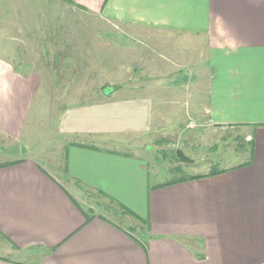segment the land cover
Returning a JSON list of instances; mask_svg holds the SVG:
<instances>
[{
	"label": "crops",
	"instance_id": "obj_1",
	"mask_svg": "<svg viewBox=\"0 0 264 264\" xmlns=\"http://www.w3.org/2000/svg\"><path fill=\"white\" fill-rule=\"evenodd\" d=\"M74 10L106 26L73 25ZM102 27L113 66L134 41L174 49L155 34L188 44L175 59L192 57L193 131L239 132L240 160L156 188L152 163L119 149L152 134L153 95H116L119 86L63 108L62 176L25 154L42 72L8 54L49 71L73 60V34L98 39ZM145 63L153 69L152 57ZM0 139V164L19 161L0 168V264H264V0H0Z\"/></svg>",
	"mask_w": 264,
	"mask_h": 264
},
{
	"label": "rangeland",
	"instance_id": "obj_2",
	"mask_svg": "<svg viewBox=\"0 0 264 264\" xmlns=\"http://www.w3.org/2000/svg\"><path fill=\"white\" fill-rule=\"evenodd\" d=\"M72 20L73 25L78 26H106L98 23L94 17L75 10ZM102 29L103 32H107L100 35L98 39L93 34L89 35V38L87 35L84 38L81 34H73V42L68 43L73 60L58 59L54 63L56 65L50 67L51 71H48L49 67L44 65H19L23 62L29 64L33 62L31 59L18 58L16 50H11L8 54L10 62L17 68L42 72V86L31 105L24 129L22 140L24 147H21V150L25 154L39 160L53 174L62 176L63 156L61 154L66 138L58 132V120L63 108L69 105L96 102L104 98L103 94L108 95L119 86L122 89L116 95L128 96L132 93L144 92L153 95L154 129L152 134L130 137L125 140L126 144L119 147L123 152L134 153L152 163L154 168L151 182L153 184L180 176L181 173L172 171L177 164L171 161L170 157L176 150H181L185 157L192 161V163L181 165L186 174L213 171L240 160L243 148L240 139L235 137H240L239 132H234L232 139L228 135L221 139L223 134L220 133L209 132L203 136V131H193L195 122L192 113L189 112L186 115L191 103V98L187 100V94L192 86V57L190 55L183 60V62L187 61L182 64L185 66L176 65L175 59L176 52L187 53L188 44L185 43L183 49L178 48L181 46L177 38L155 34L153 36L162 37L165 41L169 39L174 49L166 51L156 46V43L151 45L141 40H138V43L134 41L122 47L121 61L125 64L113 66L114 49L110 42L112 35L105 27ZM161 54L168 59L162 61L159 57ZM150 57L154 65L153 69L149 67V70L145 67V61ZM177 63L180 64V60H177ZM125 65H131L134 73ZM151 77L153 80H149ZM130 87H143V89L134 91L129 90ZM102 88L105 89L102 91ZM3 144L4 141L0 139V162L6 160L1 154Z\"/></svg>",
	"mask_w": 264,
	"mask_h": 264
},
{
	"label": "trees",
	"instance_id": "obj_3",
	"mask_svg": "<svg viewBox=\"0 0 264 264\" xmlns=\"http://www.w3.org/2000/svg\"><path fill=\"white\" fill-rule=\"evenodd\" d=\"M105 88H102V91L104 90ZM117 89V87H115L113 90ZM171 161L175 162L177 165L172 169V171L174 173H177V174H180L179 177H175L169 181H166L162 184H160L159 186H157L156 188H162V187H166V186H171V185H174V184H178V183H182V182H186V181H191V180H195V179H200V178H203L205 176H190V175H187L186 173H184L183 169L181 168V163L179 162V160L176 158L175 156V151L172 152L171 154ZM19 163V161L17 162H9V163H4V164H0V168H3V167H6V166H10V165H13V164H17ZM221 172L223 171H220L218 169L216 170H213L211 171L207 176H214V175H217V174H220ZM122 212H125L123 209H122ZM85 219H86V223L87 222H90L92 217L88 216L86 217L85 216Z\"/></svg>",
	"mask_w": 264,
	"mask_h": 264
},
{
	"label": "water",
	"instance_id": "obj_4",
	"mask_svg": "<svg viewBox=\"0 0 264 264\" xmlns=\"http://www.w3.org/2000/svg\"><path fill=\"white\" fill-rule=\"evenodd\" d=\"M175 156L181 164L192 163V161H190L187 157H185V155L183 154L181 150H176Z\"/></svg>",
	"mask_w": 264,
	"mask_h": 264
},
{
	"label": "built area",
	"instance_id": "obj_5",
	"mask_svg": "<svg viewBox=\"0 0 264 264\" xmlns=\"http://www.w3.org/2000/svg\"><path fill=\"white\" fill-rule=\"evenodd\" d=\"M190 125L192 126V123H190Z\"/></svg>",
	"mask_w": 264,
	"mask_h": 264
}]
</instances>
